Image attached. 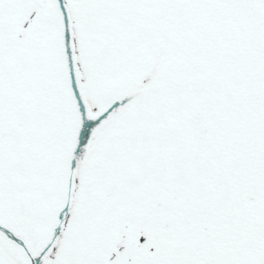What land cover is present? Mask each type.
Here are the masks:
<instances>
[{
    "label": "snow or ice",
    "instance_id": "snow-or-ice-1",
    "mask_svg": "<svg viewBox=\"0 0 264 264\" xmlns=\"http://www.w3.org/2000/svg\"><path fill=\"white\" fill-rule=\"evenodd\" d=\"M0 264H264V0H0Z\"/></svg>",
    "mask_w": 264,
    "mask_h": 264
}]
</instances>
